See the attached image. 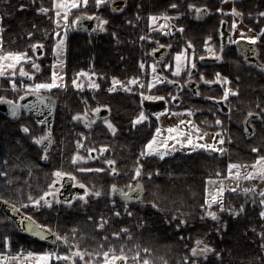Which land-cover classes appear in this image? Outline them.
<instances>
[{
    "label": "trees",
    "instance_id": "16d2710c",
    "mask_svg": "<svg viewBox=\"0 0 264 264\" xmlns=\"http://www.w3.org/2000/svg\"><path fill=\"white\" fill-rule=\"evenodd\" d=\"M221 3L222 0H126V6L116 10L112 1L97 6L95 0H89L87 5L71 9L65 38L64 23H56L55 0H0L4 52H25L31 57L24 63L25 69L34 73V77L18 73L3 77L0 97L17 100L30 91L25 85L52 82L55 46L59 39H66V82L49 91L56 96L58 107L53 123L54 144L46 152L47 158L37 139L45 133L44 124L25 113L17 121L0 114V197L69 241L63 243L58 235L53 245L34 239L0 210V253L51 251L71 255L79 247L86 253L83 259L89 261L100 260L104 252L123 251L131 262L137 263L264 264V215L259 200L264 195L253 197L252 191H227L223 208L219 203L202 207L207 203L209 177H226L231 162L250 165L264 155V122L256 124L259 129L252 136L244 127L249 111L264 109L261 74L243 69L246 83L233 98L229 114L217 110L210 99H201L190 91L181 92L180 102L170 106L176 110L191 109L197 124L206 130H224L225 138L219 146L222 152L177 151L161 157L148 154L145 147L155 136L159 120L145 109L141 93L153 91L169 101L179 95L169 83L149 88L152 64L157 65L153 50L165 40L164 33L150 29L151 16L166 13L178 28L186 27L188 38H196L213 27H199L189 16L203 8L221 12ZM193 4L195 9L190 7ZM234 5L243 15L264 13V0H234ZM43 8L48 9V14L41 11ZM83 13L106 19L107 24L103 30H77L75 18ZM184 14L187 16L181 19ZM244 18L254 24L253 19ZM38 45H42V56L38 55ZM34 62L38 67H34ZM86 69L95 73L98 88L80 90L72 83L79 71ZM230 69L238 71L233 64ZM113 77L130 90H111ZM133 77L139 78L134 88L129 86ZM13 80L17 87L12 86ZM103 105L111 109L108 119L115 125V132L103 119L92 124L84 121L85 113L92 116L93 109ZM142 111L148 119L133 124ZM219 118L223 119L222 126L217 124ZM24 125L29 131L23 130ZM103 145L108 147L99 155L97 150ZM142 150L146 152L143 156ZM77 152L90 155V160L74 162ZM109 160L115 161L116 172L111 170ZM141 165L140 175L136 176L135 169ZM57 169L74 173L81 183L93 189L87 202L55 200L51 206L44 203L43 194L51 190ZM138 183H142L144 194L137 202L128 203L112 194V185L128 191ZM96 191L101 194L95 195ZM31 199H41V205L31 204ZM210 210L217 212L216 218L207 215ZM101 218L102 228L98 227ZM117 232L119 236L113 235ZM204 245L213 250L200 253ZM193 247H198L197 254L192 253ZM97 252L101 255H92ZM50 264L70 262L53 258Z\"/></svg>",
    "mask_w": 264,
    "mask_h": 264
},
{
    "label": "flooded vegetation",
    "instance_id": "af4514ba",
    "mask_svg": "<svg viewBox=\"0 0 264 264\" xmlns=\"http://www.w3.org/2000/svg\"><path fill=\"white\" fill-rule=\"evenodd\" d=\"M125 6H126L125 0H123L122 5L121 3L118 4V8L120 9H123ZM220 11L221 12H203V13L198 12L194 15L192 14L189 16L195 19L196 24L199 27L207 28V26H211V25L213 27L207 30L205 29L204 33H202L200 37H196V38L195 37L188 38L186 34L187 32L186 27L182 28L183 30H181V28H178L177 25L171 20V23L169 24L170 27L169 33L168 34L164 33L165 34L164 43L158 44L157 47L153 50V53L155 50L161 47L167 48L166 54L163 55L161 60L158 61L156 65L157 68L156 70L160 72V75L164 79V82L162 83H169L170 86H173V88L178 90L179 95L174 96L175 99H173L172 97L171 101H169L168 98H164V97L153 101L166 99L168 103L167 108L171 109L170 106L174 105V103L180 102V99L182 97L181 92L189 93L190 91V93L196 95L195 91H197L196 96H198L201 99L204 98L210 99L212 102L215 103L217 110H220L221 113L226 115L229 114L230 112L232 102L234 100L233 98L243 90V84L246 83V76L243 73L244 68H247L249 71H252L255 75L261 74L264 78V31H262L264 30V13H252L248 15H243L240 12L239 14H236L230 12L227 13L222 10ZM185 16H187V14L180 15V18L183 19L185 18ZM244 17L249 18V20L253 19L254 24H249ZM240 23H243L246 29L240 26ZM223 25H226L225 28L227 29V36L225 38H224ZM237 33H240V35L236 37ZM252 36L257 37V39L256 40L246 39V37H252ZM208 37H211L212 39L209 40ZM243 40L245 42H242ZM189 41L191 43H189ZM251 42L255 46V56L257 57L259 64L253 63L251 62V60L248 59V54L251 53V49H252V45L250 44ZM185 50L187 52L186 55L189 58V62L187 66H184L185 68L183 67V69L179 73H177L175 71L176 53L185 52ZM193 53L195 54L194 68L191 67V60L193 59V55H192ZM221 56L222 58H220ZM230 64L236 65L238 71L231 70ZM217 73L220 74L221 80H224L225 77H227L228 79L225 80L223 83H221L219 80L216 79ZM227 89L232 90L229 92L227 99L226 100L220 99V97L224 95V92ZM28 92H39V91H28ZM54 97L56 98V96ZM213 97H215L216 99H213ZM20 98L21 96L17 100H13V101L18 103ZM104 106L105 105L100 106V111L95 112V115L98 120L99 119L104 120L105 118L110 117L111 109L108 106L107 107ZM103 108L109 109V113L107 115H105L106 112L102 111ZM24 113L28 114L27 111L23 109L20 118ZM253 114L259 115L255 118H252L251 120V125L253 126V132H256L258 131L257 129H259L257 125L264 122V117H263L264 109L262 112L257 111V112H253ZM246 119L244 122V127L246 132H248L246 126ZM96 120H94L93 122H95ZM218 120L222 123H217V124L219 126H222L223 119L219 118ZM84 121L87 124H92V121L89 119H84ZM47 123L48 121L41 123L45 125V133L47 129ZM40 148H41V143H40ZM93 154H95V152ZM111 167L113 168V165H111ZM64 177H62L61 180L57 181L56 185L53 187L54 190L49 191L50 195L48 199L52 200V203L54 200L67 203V200L62 199V197L65 198L67 196L66 194H63L62 191L64 189V183L70 181L64 180L65 179ZM73 180H74L72 184L73 187H83L85 189L84 192L87 191V188L83 186L84 185L83 183L76 182L78 179L76 178L75 175ZM118 187L121 188L120 186ZM121 190L124 193L129 192V190L124 191L122 188ZM112 194L114 196H119L121 198L120 194H116V191L114 192L113 189H112ZM81 197L83 196L75 195V197L71 200V202L78 201L81 199ZM130 259L131 258L128 256V260L130 264H135V263L137 264V262L132 263ZM129 262L126 261L123 262V264H128ZM116 264H122V262L117 261ZM181 264H186V262H182Z\"/></svg>",
    "mask_w": 264,
    "mask_h": 264
},
{
    "label": "rangeland",
    "instance_id": "374dc122",
    "mask_svg": "<svg viewBox=\"0 0 264 264\" xmlns=\"http://www.w3.org/2000/svg\"><path fill=\"white\" fill-rule=\"evenodd\" d=\"M106 1H109V3H110V1H117V0H104V2H106ZM81 5H84V4L82 3ZM55 9H56V7H55ZM232 9H235V12H233ZM220 10L227 12V13L230 12V13L239 14L238 10L236 9V7L234 5V0H222ZM56 11H57V9H56ZM42 12L45 14H48L47 13L48 11L47 12L42 11ZM69 13H67V15H69ZM64 15H65V13L63 11H61V23L62 22L64 23V26L62 27L63 32H65V23L67 24V27L69 26L68 22L63 21ZM156 16H157V20L155 23H153L152 19L150 18V29L152 31L160 30L162 33L168 34L169 30H170L169 24L171 23L172 19L168 16H165V15H156ZM239 18H240V16H239ZM99 23H100V20L98 21V25H99ZM161 25H164V27L161 28L160 27ZM240 26H242L244 29H246V27L244 26L243 23H240ZM103 28H100L97 26L98 30H103ZM2 32H3V26H2L1 18H0V55H4L6 53V52H4V49H3ZM239 35H240V33H237L236 37ZM62 39L64 40V44L61 46V48L58 50L55 46L56 60L54 62V71L57 73V77L55 78L57 83L55 84V86L64 85L66 82V79H65L66 39L64 37ZM188 49H190V48H188ZM28 60L29 59L21 60L16 65L15 68H9L8 67V64L11 62L10 60L3 61L4 71L2 74H0V80L6 76L12 77V75H11L12 73H18L17 75L25 76L20 71V69L23 68L27 72V70L25 69L24 63ZM182 63H183V61H182ZM34 64L37 65L36 62H34ZM86 74H91V75H86ZM155 76H156V80H153V71H152L151 80L149 83V88H151V89L154 86L159 85L162 82H164V79L160 75V72H158L157 70H155ZM32 77H34V76H32ZM76 81H77V83H80L83 85L80 88H77L75 86L77 89L84 90V89H90V88L91 89L97 88V87L91 86L93 84V82L97 83L95 73H93L91 71V69L83 70V73L81 71H79L78 77L76 78ZM157 81H159V82H157ZM41 82L52 83L49 81H37L33 84L41 83ZM55 86H53V87H55ZM129 86H132L134 88V87H136V84H130ZM113 88L115 90L125 89L123 87L122 83H120V81H118L117 83H114V81H113L111 89H113ZM128 89H130V87H128ZM29 90L30 91H39V92H43V93H49V91H51V88H41L38 90L29 88ZM149 95L161 97V96L157 95L156 93H154L153 91H151L150 93L144 94L143 98L148 99L147 97ZM148 100H157V99H148ZM157 118L159 120V128L161 129V133L155 134V136L157 137L156 146L158 147V151L153 152V153H148L151 155H158L161 157H165V156L171 155L177 151L192 152V151H196V150H205L206 148L197 147V144H205V143H208V144L215 143L217 145V149H219L220 148L219 146L221 144V137H223V141L225 138L224 130L209 131V130H206V129L200 127L195 122L192 111L186 112L184 110L165 109V110H162L159 112V115H157ZM87 119L91 120L92 122L94 120H96L97 117L95 115V112L93 113L92 116H87ZM106 120L111 122V120H109L108 118H105L104 123ZM181 121H183L184 123H181ZM189 121H191L192 123H189ZM105 124L107 125L109 130H111V132H113L111 127L107 123H105ZM194 125H195V127H194ZM170 126L178 127L179 129L184 130V134L181 136H177L176 132L173 131L171 133V136L173 138L171 140H168V146L165 147L162 145H163V141L165 139H167L168 136L170 135L169 131H168ZM24 128H25V126L23 127V130H24ZM228 131H230V130L228 129ZM194 137L199 138V139H193L192 145H188L186 143L180 144L181 140H186V139L194 138ZM38 143L40 144V142H38ZM161 152H163L164 154L161 155L160 154ZM97 153L100 155L102 153V150H97ZM84 157H89V158L83 159L81 161H89L91 158L90 155H86ZM233 163H237V164L241 165V168L239 170H237L236 168L231 169V171L233 173H236L237 171H239L240 172L239 176H235V175L229 176L227 174L226 177L219 178V179H213L212 183L211 184L209 183L208 193H209V190H212L214 192V190L216 188H219V187H223L225 189L222 193H220V199L216 202H213L211 205L223 203L224 196H225V193L227 191H237V190H242V191L245 190L246 192L252 191V192H254L252 194L253 197H256V195H257V197L258 196L260 197L262 194H264V173H260L258 171H253V169L257 168V165L254 162L250 165L242 164V163H238V162H231L230 164H233ZM249 172L253 173L252 177L251 178H245ZM228 173H229V167H228ZM52 190H54L53 187L51 188V191ZM89 193H92V192H89ZM87 199H88V196H87V198L81 197L80 200H82L85 203V202H87ZM259 200H260V203L262 204V208H263L262 213H264V197H262L261 199L259 198ZM210 211H212V210H210ZM28 253H30V252H18L16 254L0 253V264H37V262L40 260V257L35 256V255L29 256ZM31 253H38V252L31 251ZM72 254H74V252ZM119 254L118 253H115V254L109 253V257H111L112 255H119ZM53 258H55V256H53ZM52 259L48 262V264H50ZM85 260L86 259H83L80 261L76 260V264H84ZM86 261H89V260H86ZM90 262H92V264H103V256L101 257L100 260H96V261L90 260ZM127 262H129V260H127ZM132 263H134V262H132ZM128 264H130V262ZM137 264H142V263H137Z\"/></svg>",
    "mask_w": 264,
    "mask_h": 264
},
{
    "label": "snow or ice",
    "instance_id": "6c2138e0",
    "mask_svg": "<svg viewBox=\"0 0 264 264\" xmlns=\"http://www.w3.org/2000/svg\"><path fill=\"white\" fill-rule=\"evenodd\" d=\"M96 2V5L99 6L100 4L104 3V0H95ZM84 4V5H87L88 3V0H55V7L57 9L56 11V23L59 25L61 23V11H63L65 13V15L63 16V21L64 22H67L68 21V15L67 13L70 12V10L72 8H76L78 6H80L81 4ZM175 6V5H173ZM190 7L192 8H196V5H190ZM41 11H44V12H47L48 9L47 8H43L41 9ZM197 11H199V9H197ZM233 12H235V9H232ZM95 15V14H93ZM163 15H167L166 13L163 14ZM77 21H79L81 19L80 16H76L75 18ZM152 19V22L155 23L156 20H157V16L155 14L152 15L151 17ZM107 24V20L106 19H102L100 20V23L98 25V27L100 28H103L104 25ZM161 28L164 27V25H161L160 26ZM67 24L65 23V32H64V36L66 38L67 36ZM181 30L182 29V26H181ZM264 31V30H262ZM29 35H31V33H29ZM151 38V37H149ZM209 40H211L212 38L211 37H208ZM246 39H250V40H256L257 37L255 36H252V37H246ZM189 43H191L189 41ZM37 44H40V42L38 41ZM64 44V40L63 39H59L57 44H56V48L59 50L61 48V46ZM42 46V45H41ZM33 47H36V45H33ZM193 55V59L191 60V67H195V60H194V53L192 54ZM222 58V56L220 57ZM23 59H31V57H28L26 55L25 52H6L4 55H0V74L3 73L4 71V63L3 61L5 60H10L11 62L8 64V67L9 68H15L16 65ZM183 61V63H182ZM189 62V58L188 56L186 55V50L185 52H177L176 53V65H175V71L177 73H179L182 68L184 66H187ZM143 63V62H141ZM34 67H38L37 65H34ZM152 70H153V80H156V76H155V70H156V64L153 63L152 64ZM20 71L26 75V76H34V73H29V72H26L23 68L20 69ZM81 72L83 73V70H81ZM12 76H15L16 73H12L11 74ZM86 75H91V74H86ZM191 75V73H190ZM52 76H53V81L52 83H44V82H41V83H36V84H27L25 85L26 88H30V89H35V90H38V89H41V88H52L53 86H55V84L57 83L56 81V77H57V73L55 71H53L52 73ZM138 77H133L131 79V83L132 84H136L137 81H138ZM216 79L219 80L221 83H223L225 80H227L228 78L225 77L224 80H221L220 79V74L217 73V76H216ZM113 81L114 83H117V78L113 77ZM159 82V81H157ZM72 83L77 87V88H80L82 87L83 85L80 84V83H77L76 79H73ZM122 83V82H120ZM211 83V82H210ZM12 86L13 87H17L16 83H15V80L12 81ZM93 87H99V84L93 82V84L91 85ZM123 87L127 90H130L128 89V85L127 84H124ZM111 90H115L114 88L111 89ZM232 91L231 89H227L225 90L224 92V95L222 97H220V99H224L226 100L228 95H229V92ZM27 94V93H25ZM141 95L143 96L144 93H141ZM148 99H161V97H157V96H152V95H149L147 97ZM2 99H5L4 97H0V100ZM173 99H175V97H173ZM213 99H216L215 97H213ZM104 107H107V106H104ZM94 112H99L100 111V107H97L95 109H93ZM184 111L186 112H191V109H184ZM13 115H15V111L13 112ZM85 119H87V114L85 113ZM157 115H159V113H157ZM249 116H252L253 115V112L249 111L248 113ZM80 114H77V118H79ZM148 117L144 114V112H140L139 115H137L135 118H134V121H133V124H136V123H139L141 121H144V120H147ZM218 123H222L220 121H217ZM105 123H107L113 132L116 131V127L115 125H113L110 121H105ZM181 123H184L183 121H181ZM189 123H192L191 121H189ZM195 127V125H194ZM25 131H29V129L25 126L24 128ZM169 136L167 139H165L163 141V145L162 146H168V140H171L173 137L171 136V133L173 131L176 132L177 136H181L184 134V130H181L179 129L178 127H172L170 126L169 129ZM156 133L157 134H160L161 133V129L160 128H157L156 129ZM39 140L40 143H44V138L43 137H40V138H37ZM193 139H199V138H189V139H186V140H181L180 141V144H188V145H192L193 143ZM156 141H157V137L156 136H153L151 140L148 141V143L146 144V150H147V153H153V152H157L158 151V147L156 146ZM223 142V137H221V143ZM77 143H80L79 141ZM108 146L107 145H103L101 146V150H105ZM197 147H202V148H206V149H209V150H213V149H216L218 151H223L222 148H219L217 149V145L215 143H212V144H208V143H205V144H197ZM254 151H259V149H253ZM90 151H95V149H90ZM146 152L144 150L141 151V156L145 155ZM161 155H163L164 153L161 152L160 153ZM45 159L47 158V153L45 152ZM89 157H84V156H81L79 152L76 153V155L73 157V161H77V160H83V159H88ZM107 163L109 165H115V161L114 160H109L107 161ZM254 163L257 165V168L253 169V171H258L260 173H264V155L262 156H258L256 161H254ZM141 167H137L135 169V172H136V176H139L140 175V170H141ZM232 168H236L237 170H239L241 168V165L240 164H237V163H233V164H229V173L228 175L229 176H239L240 175V172L237 171L236 173H233L231 171ZM113 172H116L117 169L115 167H113L111 169ZM102 171V169H101ZM158 171V170H157ZM56 179L53 181V184L50 185V188L54 187L57 183V181L61 180L62 177L64 176H68L69 178H74V173H71V172H62L60 169H57L55 170V173H54ZM148 175H151V173H148ZM253 175L252 172H249L247 174V176L245 178H251ZM209 183L211 184L212 183V177H209ZM77 183H81L79 180L76 181ZM85 188H87V191L83 192V193H77L76 195L77 196H83L84 198H87L89 192H93V189L92 188H88L87 185H83ZM137 189H141L142 190V185L141 184H137L136 185ZM112 189L113 191H117L118 188L116 185H112ZM58 190V189H57ZM225 189L223 187H219V188H216L214 190V192L212 190H209V193H208V197H207V203L206 205H202V207H205V206H208L210 207L211 204L213 202H216L220 199V193H222ZM121 191V194L124 195L126 198L128 199H139V197H133L130 195V193L133 191L131 188L129 189V192L128 193H124L122 190ZM95 195L99 196L101 193L99 191H96L94 193ZM50 193L49 192H45L43 194V197L42 199L44 200V203L47 204L48 206H51L52 204V200L48 199ZM264 195V194H262ZM0 199H2V197H0ZM30 203L39 207L41 205V199H31L30 200ZM67 203H71V201H67ZM155 204V202H153ZM157 207H159V205H156ZM220 207L223 208V204L220 203ZM117 215H119V212H117ZM207 215L208 216H211L213 218H216L217 216V213L215 211H208L207 212ZM262 215H264V213H262ZM29 219V226H28V231H35L37 235H45V231L44 229H48L49 231L51 230L49 226L47 225H44V226H40L38 224L35 223L34 221V218L32 217H28ZM98 227H103V218H101V223L98 225ZM124 231H127V229H124ZM59 239L61 241H63V243L65 244H68L69 241L67 239L66 236H59V234H57ZM113 235L115 236H119L120 233L117 232V233H113ZM261 235H264V233H261ZM201 242L198 240L197 241V246H199ZM10 238H9V247H10ZM213 249L211 248L210 245H204L203 249H199V252L200 253H207L209 251H212ZM109 251H112L114 252L115 250L114 249H110ZM192 253L193 254H197L198 253V247H193L191 249ZM29 256H39L40 257V260L37 262V264H48V262L53 258V256H55V258L57 260H60L61 258L65 259L66 261L70 262V264H76V259L77 258H80L81 260H83L84 256L86 255V253L84 251H82L79 247H76L74 249V254H68V253H61V254H57V253H54V252H51V251H46V252H41V253H28ZM93 256H100L101 253L97 252V253H93L92 254ZM103 264H116L117 261H121L122 264L123 262H126L128 260V256L125 255L123 253V251H121V253L119 255H112L111 257H109V252H104L103 254ZM136 256L138 257L139 256V252L136 253ZM84 264H92V262L90 261H84ZM143 264H148V261L145 260L143 262ZM193 264H195V261H193Z\"/></svg>",
    "mask_w": 264,
    "mask_h": 264
},
{
    "label": "water",
    "instance_id": "95a60500",
    "mask_svg": "<svg viewBox=\"0 0 264 264\" xmlns=\"http://www.w3.org/2000/svg\"><path fill=\"white\" fill-rule=\"evenodd\" d=\"M123 4V1H115L113 2V7L118 8V4ZM205 12V10H201L200 13ZM81 19L79 21H75L74 27L77 30H90L93 31L97 27V19L98 16L94 15H88L86 13L80 15ZM226 25H223V31H224V38L227 36V29L225 28ZM70 30H72V27H70ZM242 42H245L244 40ZM252 45L251 53L248 54V59L251 60L253 63L259 64V61L257 57L255 56V46L251 42ZM38 55L41 56L43 54V49L41 45L37 46ZM166 47H161L154 51L153 55L157 59V61L161 60L163 55L166 54ZM197 95V91H195ZM5 99L0 100V113L9 118L12 121H17L20 116L22 110H26L28 114L34 116L38 122L43 123L48 121L47 123V129L46 133L44 135V143H41V148L44 151H49L53 146V123L57 111V99L49 94V93H43V92H28L27 94H24L21 96L18 103L15 101L8 99L4 97ZM143 105L146 110H148L153 115H156L162 110L167 109L168 103L166 100H159V101H153V100H144ZM15 111V115H13V112ZM103 112H106L105 115L109 113V109L103 108ZM259 116L258 114H253L252 116H249L246 119V126L248 129V133L250 136L254 134L253 132V126L251 125L252 118H255ZM64 180H69L70 182L64 183V189L62 191L63 194H66L67 196L62 199H65L67 201H71L77 193H83L84 188L83 187H73V178H69L68 176L64 177ZM141 184L142 183H138ZM143 186V185H142ZM118 190L116 191V194H120L121 198L128 203H133L141 200L144 194V188L141 189L134 188L133 191L130 193L133 197H139V199H128L124 195L121 194V188L117 186ZM128 193V192H127ZM0 210L4 211L19 227L21 231L26 233L29 236H32L36 239H39L43 242H46L48 244H55L57 242V235L53 233L52 231H49L48 229H44L45 235H37L35 231H28L29 226V215L25 214L22 210L19 208L11 205L5 200L0 199ZM31 217V216H30ZM35 223L37 221L34 219ZM41 226V225H40Z\"/></svg>",
    "mask_w": 264,
    "mask_h": 264
},
{
    "label": "crops",
    "instance_id": "0c3cea01",
    "mask_svg": "<svg viewBox=\"0 0 264 264\" xmlns=\"http://www.w3.org/2000/svg\"><path fill=\"white\" fill-rule=\"evenodd\" d=\"M239 12V11H238ZM192 114H193V112H192ZM194 117V116H193ZM195 119V118H194ZM196 122V121H195ZM197 123V122H196ZM213 180V179H212ZM208 185H209V180H208V183H207V193H208ZM238 191H242V190H237L236 192H238Z\"/></svg>",
    "mask_w": 264,
    "mask_h": 264
}]
</instances>
